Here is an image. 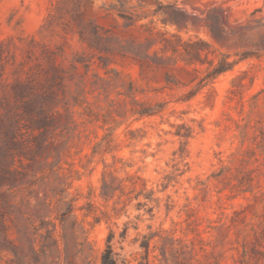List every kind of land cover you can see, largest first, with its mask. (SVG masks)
I'll list each match as a JSON object with an SVG mask.
<instances>
[{
    "label": "rangeland",
    "instance_id": "374dc122",
    "mask_svg": "<svg viewBox=\"0 0 264 264\" xmlns=\"http://www.w3.org/2000/svg\"><path fill=\"white\" fill-rule=\"evenodd\" d=\"M195 42L199 74L172 89L139 76L135 54L180 67ZM223 55L229 69L184 101ZM17 84L54 92L62 116L42 155L13 151L0 264H100L110 231L116 264H264V0H0L1 113Z\"/></svg>",
    "mask_w": 264,
    "mask_h": 264
},
{
    "label": "trees",
    "instance_id": "16d2710c",
    "mask_svg": "<svg viewBox=\"0 0 264 264\" xmlns=\"http://www.w3.org/2000/svg\"><path fill=\"white\" fill-rule=\"evenodd\" d=\"M171 24L177 25L179 27L180 17L179 16H169L166 20ZM90 37L93 40L101 39L100 33L93 28ZM109 38V37H107ZM80 39L85 41L84 35L81 33ZM199 43H188L185 47L194 49L192 58L184 59L183 66H176V62L174 64H170L172 59L167 57H160L157 51H154L152 54H149L147 50L146 52L132 56V59L136 63L139 69V76L144 78L147 72H151L154 75L161 74L162 79L164 81L165 86L163 88L172 89L180 84L179 80L176 77V73H185L186 75L191 74H199L198 68H190L196 63H203L200 61V51H203L198 46ZM171 52L172 54H177L179 51L177 46H172ZM186 52V48L184 49ZM160 51H164V48H161ZM224 55L221 61L218 63V66L213 67L211 71H209L203 77H194L189 80V84L194 82L197 79L196 88L191 89L186 96H184V101H189L194 98L197 93L205 86L206 82L214 80L218 75L226 72L229 68H227L230 64L226 61ZM173 63V61H172ZM212 62L210 66H212ZM106 66H103V68ZM61 79V78H59ZM61 87L64 86L60 83ZM28 86V87H27ZM187 85L182 84V87ZM18 88L14 91L15 101L18 102L19 105L14 107V113L11 110H5L4 113L0 112V133L4 136V142L0 145V187L8 186L12 187L15 183L17 171L13 170L12 159H13V151L18 149L20 152L27 149V152L31 155L30 160L36 155H42L43 151L48 147L49 138L47 137L48 131L54 125L56 117L55 114L61 117L58 111L52 112L49 110L47 104L49 102L55 103L54 92L52 91H36L33 87H30L27 84H17ZM139 92L136 87H134V83L128 82V89L126 95L134 96L135 93ZM66 104H69L67 102ZM79 105L76 100H74L73 106ZM161 104H156L154 107L151 106H141L140 110H135L133 112L134 115H138L139 117H149L156 115L161 112ZM66 123H73L71 121V114L66 111ZM25 122V124H22ZM22 125V126H21ZM25 128L26 130H30L36 132V136L33 137L32 145H29L24 140H19L17 137L19 135V131L21 128ZM264 138V136H262ZM28 144V145H27ZM264 148V144H258L257 147ZM20 155V154H17ZM230 156H234L231 152ZM229 156V157H230ZM219 163L222 165V161L219 160ZM221 170L225 167L220 166ZM23 175V174H22ZM107 184H103V193L102 197L106 199V194H104V188H106ZM162 187V191H164L167 185L163 182L160 183ZM247 190L240 189L239 193H246ZM71 210V204H68V210ZM69 212V211H68ZM0 214V237L5 241H9L7 237L8 229L4 224V219ZM114 233L112 231L109 232L106 239V248L101 254L100 264H116L115 254L111 247V241L113 239ZM2 245H0V250L2 249ZM147 250L149 249V243L144 244L143 246ZM4 249V248H3Z\"/></svg>",
    "mask_w": 264,
    "mask_h": 264
}]
</instances>
